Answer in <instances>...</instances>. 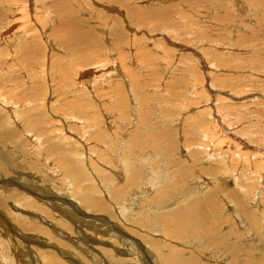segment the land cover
<instances>
[{
    "label": "rangeland",
    "instance_id": "obj_1",
    "mask_svg": "<svg viewBox=\"0 0 264 264\" xmlns=\"http://www.w3.org/2000/svg\"><path fill=\"white\" fill-rule=\"evenodd\" d=\"M14 21L0 264H264V0H0Z\"/></svg>",
    "mask_w": 264,
    "mask_h": 264
},
{
    "label": "bare ground",
    "instance_id": "obj_2",
    "mask_svg": "<svg viewBox=\"0 0 264 264\" xmlns=\"http://www.w3.org/2000/svg\"><path fill=\"white\" fill-rule=\"evenodd\" d=\"M13 7H15L16 6V4H15V6L14 5H12ZM18 7V6H17ZM16 7V8H17ZM22 9H24L23 7H21ZM21 10V9H20ZM19 9L17 10V12L16 13H18V15H17V17H19V16H23V10H21L20 11ZM25 11V10H24ZM7 15V14H6ZM15 17V16H14ZM20 20V19H19ZM18 20V21H19ZM13 21V20H12ZM15 21H16V19H15ZM13 22V23H15V25H16V22ZM25 21V19H23V20H20L19 21V24L21 23H23ZM10 22V21H9ZM11 23V22H10ZM14 24H6V25H3V28L2 27H0V28H2L1 30H0V33H10L11 34V36H13V38L15 37V35L18 33V29H19V27H17V25H16V27L17 28H14V26H15ZM23 25V24H22ZM22 25H21V27H22ZM26 25V24H25ZM21 27H20V29H21ZM15 29H16V31H15ZM58 30V29H57ZM3 33V34H4ZM255 36V35H254ZM9 38V37H8ZM86 38V37H85ZM0 39H1V35H0ZM15 39H16V37H15ZM10 42V41H9ZM1 43V42H0ZM29 47V46H28ZM121 51V50H120ZM26 53H28V52H26ZM7 54V53H6ZM22 54H23V52H22ZM122 54V53H121ZM121 57H122V55H121ZM126 58V57H125ZM18 59H19V57H18ZM122 59V58H121ZM122 61V60H121ZM122 63H124V62H122ZM121 64V63H120ZM10 66H12V63H10V62H8V63H2V64H0V70L1 69H3V67H6V70L7 71H9L10 69ZM125 66V65H124ZM123 66V67H124ZM125 68H128L127 67V65H126V67ZM125 68H122V69H125ZM89 69L91 70V74H90V71H89ZM89 69H86V70H82L81 72H80V74L81 75H84L85 73H88V74H90V75H92L93 74V69L92 68H89ZM65 71V70H64ZM64 71L62 72V73H64ZM61 73V72H60ZM131 74V73H130ZM62 75V74H61ZM64 75V74H63ZM133 75V74H132ZM131 75V76H132ZM162 75V74H161ZM124 76V75H123ZM64 77V76H63ZM85 77V76H84ZM81 79V78H80ZM1 82V81H0ZM25 83V82H24ZM106 83V82H105ZM121 83V82H120ZM28 84V83H27ZM21 85V84H20ZM118 86V85H117ZM116 86V87H117ZM121 87V86H120ZM118 89V88H117ZM122 90V89H121ZM77 91V90H76ZM117 93V92H116ZM116 93H115V95H116ZM126 93V92H125ZM123 95H124V93H123ZM65 99H67L66 97H65ZM124 99V98H123ZM126 100V99H125ZM65 102V101H64ZM66 103V102H65ZM67 103L70 105V106H73L74 108H79V110H80V107H82V104H78V103H76L74 100H72V99H67ZM75 103L77 104V105H75ZM27 104H28V102H27ZM24 105H25V103H24ZM7 106V105H6ZM1 108V107H0ZM71 117H73V116H71ZM29 130H31V129H29ZM34 132H35V130H34ZM36 139V138H35ZM39 139V138H38ZM227 140V139H226ZM143 154V153H142ZM122 161V160H121ZM120 161V162H121ZM121 164V163H120ZM131 193H135V190H131L130 191ZM130 193V194H131ZM97 207V206H96ZM86 209V208H85ZM187 218V217H186ZM196 219V218H195ZM203 219V218H202ZM192 220H193V218H192ZM35 221V220H34ZM38 221V220H37ZM178 221V220H177ZM182 221H184V219L182 220ZM198 221H196V223H197ZM38 223V222H37ZM183 223V222H182ZM184 224V223H183ZM211 224V223H210ZM2 225V224H1ZM0 225V226H1ZM177 226V225H176ZM6 228H8V227H6ZM182 228V227H181ZM197 228V227H196ZM205 228V227H204ZM2 229V228H1ZM9 229V228H8ZM211 230V229H210ZM3 231H4V229H3ZM6 231V230H5ZM4 231V232H5ZM1 232V231H0ZM2 234V233H1ZM0 234V235H1ZM6 235V234H5ZM120 235V234H119ZM214 238V237H213ZM7 240V239H6ZM12 241V240H11ZM219 241V240H218ZM18 247V246H17ZM22 249V248H21ZM19 250V249H18ZM15 253V252H14ZM12 254H13V251H12ZM17 255V254H16ZM19 255V254H18ZM15 256V255H14ZM50 260V259H49ZM114 261V260H113ZM40 262V261H39ZM53 262V261H52ZM54 263V262H53Z\"/></svg>",
    "mask_w": 264,
    "mask_h": 264
}]
</instances>
